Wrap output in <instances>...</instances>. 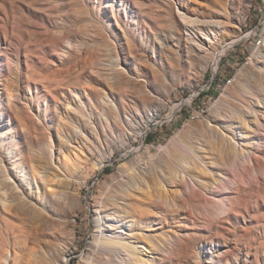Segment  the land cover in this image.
Here are the masks:
<instances>
[{"label": "rangeland", "instance_id": "1", "mask_svg": "<svg viewBox=\"0 0 264 264\" xmlns=\"http://www.w3.org/2000/svg\"><path fill=\"white\" fill-rule=\"evenodd\" d=\"M208 25L216 34L201 53L189 36ZM258 38L264 39V0H0L1 159L36 199L28 181L51 156L50 136L54 161L39 195L58 188L79 201L71 208L50 206L47 220L14 217L7 223L0 212V250L17 248V264H59L57 240L65 246L66 264H78L89 255L94 210L109 193L117 202L124 198L139 206L136 212L146 218L142 225L149 224L143 231L164 245L157 264H264V58L252 57ZM72 91L90 118L71 114L77 128H62L58 115L66 118L62 102ZM198 92L211 96L210 107L223 93L217 115L210 107L193 121L186 120L188 106L174 113ZM157 100L159 116L147 124V109ZM256 102L260 125L251 123V134L261 143L247 147L246 168L238 174L219 155L208 128L216 117L233 121L238 112L251 121L245 110ZM149 159L184 171L187 162L207 160L223 181L206 198H198L190 182L168 186L166 198L151 182L147 193L124 196L115 189L123 173Z\"/></svg>", "mask_w": 264, "mask_h": 264}, {"label": "bare ground", "instance_id": "2", "mask_svg": "<svg viewBox=\"0 0 264 264\" xmlns=\"http://www.w3.org/2000/svg\"><path fill=\"white\" fill-rule=\"evenodd\" d=\"M182 17L188 19V21L192 24L197 23V20L195 17H192V16L189 17L188 15H182ZM197 30H198L199 35H197L196 37L189 36V39L193 41V43H195L194 48L197 49L198 51H201V53L204 50L208 51L207 49H209L210 46L212 45L213 38L215 37L214 35L216 34L214 31L215 29L212 27H209L208 25L206 26V28L197 27ZM252 57L253 58L254 57L264 58V39L262 41L261 46L258 49H256V51H254ZM153 75L157 78L159 76L158 74H154V73ZM234 81L236 83L237 80L234 79ZM235 85H237L238 90L243 88V85L241 84L240 81H237V84ZM222 94L219 96L218 100H215L214 104H212L210 107V111L215 115H217V107L221 104L224 105L225 103L222 100H220L221 99L220 97L222 96ZM67 99H68L67 102H62L64 106L63 112L65 113L66 118L62 117L61 115H58V119L61 120L59 121V125L62 126V128H67V126H72L73 128H77V125L74 123V120L71 117V114H73L74 116L79 114L85 117L86 120H89L90 116L86 112L84 108L85 104H83L81 96L77 92L72 91L71 95H69ZM161 102L162 100H157V102L155 101L152 103L153 106H155V103H156V106L154 108L150 107L149 109H147L149 112L147 124L150 123L155 117H157L158 113H160L159 110L161 109L158 110L157 104L161 105ZM71 103H75V105L72 106ZM254 105L257 108H255L252 105H248L247 109L245 110L246 115L251 119V121L247 120L240 112H238V116L234 118L235 120L233 121H229V120L227 121L224 119H220L219 117H216L215 118L217 120L216 124L212 125V127L211 125H209V128H208L209 134L219 142V148H218L220 152L219 155H222L227 160L229 165H231L232 168L233 167L235 168L238 174H240L242 168H246V166L244 165L243 157L247 151V147H250L251 145H259L261 143V140L258 139L256 135L251 134V132L253 131V127L250 124L252 123L256 127L260 125V123L257 120L259 116V112L261 110L260 105L258 102L254 103ZM231 107L232 106L227 107V108L230 109ZM55 132L58 137L60 138L65 137L57 129L55 130ZM77 132H80V130L76 131V133ZM182 138L188 148V151L190 150L189 152H192L191 140H189L186 135H183ZM80 139L84 140V137L80 135ZM173 139L175 140V138ZM53 143L54 142L52 138L49 136V141L47 140V144H48V150L51 156L46 157V161L44 160L45 162L41 164L42 165L41 168H36L35 173H32V175L30 176V181L27 180L28 182H30L29 184H31V186H33V188H35V190L38 192L36 199L33 196H29L25 193V190L22 186L24 178L21 175H18L16 172H12L10 168H7V165L5 164L4 161H2L1 156H0V212L4 215L5 217L4 219L7 223H10L9 219L14 218V217H22V218H27L30 220L36 219V218L47 220L48 218L46 216V212L49 211L50 206L56 209H59V208L62 209L67 206L71 208L75 206L77 202H79L77 201L78 199L76 198H69V195H67V193L63 189H58V188L51 194L45 192L39 195V190H38L40 188L39 185L41 186L47 185L48 183L47 173L48 171L52 170V165L54 161L52 159V152L54 149ZM177 147L175 146V149ZM162 149L163 148H161L157 153H155L154 157H158ZM87 151H88V155L92 154L91 153L92 148L89 145H87ZM64 152H67V151H64ZM9 154L10 153L8 154L6 153V155L8 156ZM171 156H173V154L170 155V157ZM181 156L184 159V156L183 155ZM86 157L87 156H85V158ZM177 157L180 161H183L182 158H180L179 156ZM200 162H201L200 164H197L194 161L187 162L186 166L183 167L186 171L180 170L181 169L180 167H179V170H180L179 171L178 168L175 166L172 167L170 165L168 166L165 165V162L163 160H160V162H158L157 164L153 160H150L149 162L147 160V162L144 163L145 164L144 166L141 165L142 167L140 168L137 167L135 168V170L133 169L134 170V171L132 170L133 172L130 171V173H128L127 171L126 174L123 173L124 175L122 179L118 181L114 187L117 191H119L124 196H130L129 193H133L134 191H139V192L141 191V192H146V193L150 192L149 184L151 182L155 185L154 190L164 195L166 198L168 186L173 185V184H179L182 182L183 183L190 182L192 185L196 187L195 188L196 196L198 198H206L207 196H209V194H212V193L214 194L217 192L216 190H214V188L218 186L220 183H222L223 180L217 177L218 174L216 173L212 165L208 163L209 161L207 160L205 161L201 159ZM9 164L12 165L13 163H9ZM95 166L96 164L95 165L92 164L93 169ZM159 167H161L162 172H159L157 170V168ZM174 167L177 169H175ZM124 170L125 169L121 166L119 171H124ZM14 173H15V176H14ZM156 173H160V174L156 176ZM66 174L68 175L67 172ZM101 198H102L101 201L99 202V204L94 210V213H95V218L93 220L94 230L92 233V243H90L89 255H86L85 257H83L79 261L78 264H157L156 254L164 251V245L157 241L158 240L157 237L151 236L149 233H146L143 231L144 226H148L149 224L142 225L146 223V218L142 216L141 211L136 212V209L139 208V206L129 203L124 198H121V202H117L115 198H113L112 195H110L109 193H105L104 196H102ZM108 201H111V204H112L110 208L108 206ZM226 214H228V212H226ZM217 218H219V216H217ZM210 220L211 218H208V221ZM218 220L219 219H217L216 221ZM64 247H63V244L57 240L53 244L54 251L56 252L57 255H59L63 259L62 261L59 262V264H66L67 262V253ZM16 258H17V248L15 247H13L11 251H9L8 248L0 250V264H17ZM34 263L39 264L37 262H34Z\"/></svg>", "mask_w": 264, "mask_h": 264}, {"label": "built area", "instance_id": "3", "mask_svg": "<svg viewBox=\"0 0 264 264\" xmlns=\"http://www.w3.org/2000/svg\"><path fill=\"white\" fill-rule=\"evenodd\" d=\"M253 36L254 37H260V34H257L256 32H254ZM261 44H262V42L258 38L255 45L261 46ZM190 97H191L190 100H188L189 97L187 99H185V100H188V102L183 100L181 107H179V109L177 111H175L174 113H177V112L181 113L182 108L185 106H188V108H190L191 110L189 111V114L187 116V119H186L187 121H193L196 119H203L209 111L211 96L207 95V94L201 95V92H198L195 96L192 97V95H191ZM196 97L199 99V101H198L196 106L192 107L191 106L192 100Z\"/></svg>", "mask_w": 264, "mask_h": 264}, {"label": "trees", "instance_id": "4", "mask_svg": "<svg viewBox=\"0 0 264 264\" xmlns=\"http://www.w3.org/2000/svg\"><path fill=\"white\" fill-rule=\"evenodd\" d=\"M146 139H147V140H149V141L151 140V138H150V137H147Z\"/></svg>", "mask_w": 264, "mask_h": 264}]
</instances>
